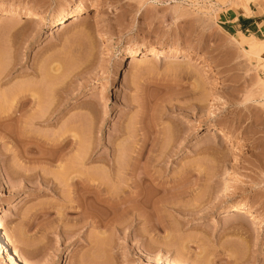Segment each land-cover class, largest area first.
<instances>
[{
	"label": "rangeland",
	"instance_id": "obj_1",
	"mask_svg": "<svg viewBox=\"0 0 264 264\" xmlns=\"http://www.w3.org/2000/svg\"><path fill=\"white\" fill-rule=\"evenodd\" d=\"M245 4L264 0H0V13L19 14L0 20V105L26 85L41 104H60L28 125L38 144L61 145L60 156V146L21 142L27 156L40 155L32 163L0 141V210H8L0 233L13 249L31 264H166L169 253L179 264H264V226L243 212L232 215L238 224L222 217L232 199L264 216V38L233 35L219 22ZM75 7L99 17L54 27L51 17ZM37 10L50 18L23 17ZM99 21L118 52L108 51ZM253 38L261 51L250 50ZM141 46L192 52L213 68L149 57L118 67L123 50ZM209 100L230 135L205 133ZM107 161L118 167L115 179ZM67 172L126 199L105 219L111 225L97 229L71 209L79 185H66ZM143 174L154 181L140 184ZM137 211L143 216L131 218ZM0 264L19 263L0 249Z\"/></svg>",
	"mask_w": 264,
	"mask_h": 264
},
{
	"label": "bare ground",
	"instance_id": "obj_2",
	"mask_svg": "<svg viewBox=\"0 0 264 264\" xmlns=\"http://www.w3.org/2000/svg\"><path fill=\"white\" fill-rule=\"evenodd\" d=\"M243 6H244V10L248 14L250 12V8L246 4L243 5ZM18 15L19 14L16 13L15 11L1 12L0 13V20H5V19H8L9 17H16ZM23 17L26 20H28V21H40V20H46V19L50 18V14L48 12L44 11V10L25 11L23 13ZM97 17H99V16L96 15L95 13L89 15L85 11H83L80 7H75L73 9H71V10H65V11L61 12L60 14H58L57 16L51 17V19L53 20V23L55 25L54 27H56V26H62L68 19H71V21H81V20H84V19H87V18L91 19V20L92 19H97ZM63 20H65V21H63ZM97 27H101V30H102L101 35L104 36L105 39H106V43H107L106 47L108 48V51L115 52V53H116V51L118 52L119 50L116 49V46L108 44V41L111 38L109 30L105 26H103V24L100 21L98 22ZM242 37H244V36H242ZM249 44H250V47H251V48L250 47L249 48L251 50L252 48L257 47L258 41H257L256 38H253L250 41ZM257 48H255V49H257ZM252 51L254 52V50H252ZM145 57H149V59H158V58L174 59V61H178V62H182V63H194V64H198V65L205 64V67L207 69H212L213 68V64L212 63L203 62L202 59L200 58V56H198V54H194V53L188 52V51H185V52L183 51L182 52L180 50L163 49V48H159V47H155V46H149V47H142L141 46V47H136V48H127V49L123 50L122 54L119 56L117 64H118V67L120 68V67H123L124 65H126L127 63H131V64L137 63V62L141 61L142 59H144ZM54 71H57V70H54ZM117 73H116L115 78H114L115 80L118 77ZM27 78H28V76H26V79ZM22 86H24V85L21 84L20 87H22ZM27 86L28 85L25 86L26 88L23 87L25 89H23V88L22 89L19 88V90H18V88L15 89V90L18 91V93H15V95L13 93L15 90L12 91L13 97H12V95L10 93V96L8 97L9 100L7 101L8 104H7V102L4 104L3 103L4 100H3L2 101V105H0V141L1 140L2 141L6 140L7 142H9V145L11 146V149L13 148L12 149L13 151L10 148H7V146H6V148L9 149V151L11 150L12 153L17 156V159H18V157H23L27 161L33 163V162H36L39 159L40 155H36V157L38 156L37 159H36V157L33 158L34 155L33 156H27V155H29V151L26 150L25 146H23L24 145L23 143H22L23 145H21V142L33 141V142L37 143L38 142L37 138H36L37 141H35L34 137L30 136V133H29V131L31 132V130L29 128L30 125H33L35 123H37V124L39 123L40 124V123L44 122V120L45 121L48 120V118L50 117V115L53 112H57V109L59 108L60 104H56L53 107H52V105L51 106L49 105L50 106L49 107L47 105L41 104V101H40V98H39V94H38L39 90H36L35 92H33V87L30 88L29 86L28 87ZM27 88L32 89V91L31 90L28 91L29 89H27ZM4 94L5 93H3V95L1 94L2 98H5V97H3V96H6ZM16 97H17V99H16ZM5 101H6V98H5ZM213 104H214L213 101L209 100L207 102V105L210 106L209 109H208V113H207L208 117H209V125H208V128L206 129L205 133L207 135H209L210 129L214 128L216 130V134H218V135H230L232 133V129H233L232 125L231 124H227V123H220L219 122V120L214 115ZM32 107H34V109H31ZM10 121L15 122V124H16L14 130L22 122H24L26 126L24 124L23 125L20 124L21 127L20 128L18 127L19 130H18V128L15 131L14 130L13 131L12 130H8L9 129L8 126H7L8 129H7L6 125H4V124H7L8 122L10 123ZM17 123H19V124H17ZM11 124H13V123H11ZM28 125H29V127H28ZM68 126H69V124H68ZM25 127H27V128H25ZM69 127L66 128V130L64 131L62 136H64L65 134L69 133V130H70ZM68 137L69 138L70 137L73 138V136H71V135L68 136ZM68 137H66V138L68 139ZM67 139L66 140L64 139L63 141H67ZM53 143H52V145L51 144H47V143L45 145V143L41 142V144L44 147H46V146H47V148L50 147V150L52 148L53 150L56 149L58 151V149H59V151H60L62 146L61 145H57L58 147L60 146L57 149V146L53 145ZM59 144H62V143L59 142ZM37 145H40V143L39 144L37 143ZM37 145H34V146H36L35 147V149H36L35 151H37V148H38ZM42 145H40V147ZM62 145L65 146L66 144L64 143ZM27 149H29L30 152L34 151L33 150L34 148H32V149L27 148ZM86 149H87V147H86ZM38 151L40 152V150H38ZM55 151H54V153H55ZM59 151H58V153L56 152L58 156L61 155V151L60 152ZM86 152H88V151H86ZM78 156H79V154H78ZM141 156H142V147H141V149L138 150V152H136V157H134V159L136 158V161H138V159ZM55 158H57V157H55ZM81 158H82V156H81ZM49 159H50L49 162H52L54 160V156L50 157ZM39 161H40V159H39ZM39 161H37V162H39ZM235 161H236V156H235ZM107 165H108V167H107L108 175L115 179V175L117 176L116 173H117L118 167H116L114 163H110V161H107ZM69 174H73L74 177H72ZM75 174L76 173H72V172L68 173V175H67L68 178H66V179H68V181L70 180V183H67L66 181H64V182L67 183L66 185H72V186L79 185L80 186V189H77V188H79V186H77L76 188L73 187V188H75V190L73 189V191L76 194V196H75L76 197V200H75L76 204L74 206L73 205L70 206V207H72L71 209H73V211L76 210L79 213H81L79 216L83 220V222L87 221V220L85 221L83 218L86 219V218H89L88 216H90V218H91L90 221H92L94 223L93 227H95L97 229H100L102 227L103 228L107 227V225H109L110 223H109V220L106 222L105 219H107V217L110 214L111 215H115L116 214V210H118L117 208H119L120 203L121 204L124 203L126 201V199L125 198H121L119 200L116 199V198L114 199L113 198L114 195L112 196L111 193L110 194H109V192L107 193V191H109L110 188H109V190L108 189L106 190V187L102 188V187H100V185L98 186L97 184H93V180H90V178L87 179L85 176L83 177V173L82 172H79L76 176H75ZM108 175H107V178L109 177ZM69 176H71V177H69ZM145 176L149 178V174H146V175L143 174V177L141 176V178L139 176V181L138 182L140 184L144 180H148L149 182L150 181H152V182L154 181L151 178L147 179ZM40 178H42V176ZM42 179L46 181V177H43ZM109 179H111V178H109ZM47 181H49V180H47ZM139 183L136 186L140 185ZM91 190H95V193L93 195H91V193H90ZM140 192L141 191L132 192L133 198H135V199L136 198L137 199L140 198V201H141V199H142L141 195L142 194ZM129 200L130 199H128V201ZM137 201H139V200H137ZM134 204L136 205L137 202H135ZM91 205H94V207H95L94 209H97V211H99V210L102 211L103 210L102 212H104V213H102V215H100L98 212L97 213L99 215L96 214V213L94 215L91 214V212L89 210L90 209L89 206H91ZM128 208H129V206H128ZM133 208H135V207H133ZM123 210H125V209H123ZM7 211L8 210H0V229L3 228V216L7 213ZM126 211H128V210H125V212ZM94 212H96V211H94ZM238 212H243L245 214H249V216H251V219L253 220V222L255 224H259L261 226H264V216L260 215L258 213L256 207L253 204H251L249 201H247V200L232 199L230 205L223 211V215L224 216H222V217H226V218H228V220L230 219L231 220V221L229 220L230 223H232L234 221V222H236L238 224L240 220L238 221V220H236L237 218H233V216H234L233 214L234 213H238ZM142 213H140L138 211H137V213H132L131 212V215H132L131 218L132 217H137L138 215L140 216V214L142 215ZM136 214H137V216H136ZM145 214L147 215L148 213H144L145 217H143V218H145V223L148 222V224H149L148 227H150L151 226L150 225L151 221H149L150 220L148 218L149 216L147 215L148 217H146ZM142 216H140V217H142ZM229 217H232L233 219L229 218ZM235 226H236V224H235ZM148 229H150V228H148ZM0 249H1V252L3 254L7 255L10 258H14L19 264H31L30 262H28V260H26L23 256H21V254L18 251H16L15 249H13L10 246V243L8 242V240L1 233H0ZM167 256L168 257L165 258V261L167 262L166 264H179L177 262V256L174 257L170 253Z\"/></svg>",
	"mask_w": 264,
	"mask_h": 264
},
{
	"label": "crops",
	"instance_id": "obj_3",
	"mask_svg": "<svg viewBox=\"0 0 264 264\" xmlns=\"http://www.w3.org/2000/svg\"><path fill=\"white\" fill-rule=\"evenodd\" d=\"M237 11V10H236ZM221 12L219 22L233 35L264 38V5L250 8L248 14L244 9L239 12ZM242 33V34H241ZM262 37V38H261Z\"/></svg>",
	"mask_w": 264,
	"mask_h": 264
}]
</instances>
